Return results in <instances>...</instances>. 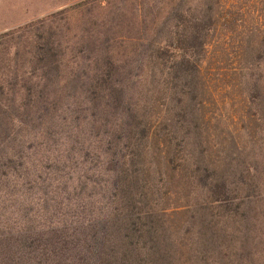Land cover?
I'll list each match as a JSON object with an SVG mask.
<instances>
[{
    "label": "trees",
    "instance_id": "16d2710c",
    "mask_svg": "<svg viewBox=\"0 0 264 264\" xmlns=\"http://www.w3.org/2000/svg\"><path fill=\"white\" fill-rule=\"evenodd\" d=\"M165 11L179 24H165L167 50L146 55L139 88L141 75L111 61L84 83L67 79L50 32L0 35V200L32 186L45 220L65 213L0 233V264L264 261L254 231L264 228V181L240 139L264 133V86L251 82L257 110L236 118L243 131L213 112L228 52L246 62L264 53V0H167ZM167 51L173 68L155 73Z\"/></svg>",
    "mask_w": 264,
    "mask_h": 264
},
{
    "label": "rangeland",
    "instance_id": "374dc122",
    "mask_svg": "<svg viewBox=\"0 0 264 264\" xmlns=\"http://www.w3.org/2000/svg\"><path fill=\"white\" fill-rule=\"evenodd\" d=\"M166 2L167 0H0V35L20 28L28 32H50L60 45V71L67 79L72 76H92L103 69L104 61H111L112 69L116 73L141 75L136 84L139 88L144 85L145 76L149 73L144 66L146 55L154 46L167 50L165 24L169 25L168 29H173L179 24L175 17L165 20L166 16L170 15H166ZM191 4L193 2L189 3ZM258 54L257 59L246 62L228 52L226 63L219 67L225 69L217 72L214 95L218 110L213 112L229 119L235 118L233 127L242 131L245 123L236 118L244 115V111L249 107L252 108L253 115L257 110L256 97L259 93L251 90V82L256 79L261 87L264 86V53ZM173 56L167 51L157 63H161V66H155V73L171 71ZM215 64L217 63L212 64L213 69L218 67V64ZM27 71L28 68L21 67V72ZM130 84L135 82H122L126 87ZM57 85L60 87L62 84ZM225 121L232 127L226 118ZM262 128L264 129V125ZM253 137L248 143L249 138L240 139L247 147L250 146V149L254 148L253 154H250L251 161L258 169V179L260 176L264 181V133L259 130ZM29 147L34 149L38 144L34 142ZM33 149L27 151L30 152L27 156L34 157ZM241 159L247 166L252 163L246 156ZM18 190L20 192L18 196L14 195V199L0 200V233L4 234L10 229L12 235L16 230L22 229L20 225L23 227L27 220H30V226L44 227V223L48 225L65 215L62 210H58L55 216H48L45 220L39 208L41 196L38 191L32 186L20 187ZM259 226L258 222L254 229L256 253L262 251L257 239L264 233V228ZM259 255L260 259L258 254L254 255L257 262L253 260V264H264L261 260L263 254Z\"/></svg>",
    "mask_w": 264,
    "mask_h": 264
}]
</instances>
